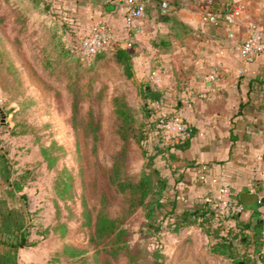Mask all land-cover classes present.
<instances>
[{"label": "crops", "instance_id": "obj_1", "mask_svg": "<svg viewBox=\"0 0 264 264\" xmlns=\"http://www.w3.org/2000/svg\"><path fill=\"white\" fill-rule=\"evenodd\" d=\"M163 1L147 3L143 31L129 37L119 0H55L80 34L100 19L111 20L123 46L132 40L128 49L134 80L165 93L167 105L153 103L155 108L160 114H180L192 127V138L171 161L181 181L176 189L169 188L168 195L177 197L178 209L199 201L217 203L220 188L228 185L232 199L247 210L240 216L242 222H264V53L242 63L237 50L249 23L264 24V0H167L166 16L160 13ZM228 4L240 5L246 12L235 38L229 37L223 19L202 21L204 9L221 13ZM10 9L0 0V15L14 19ZM2 146L0 139V241H7L0 242V264H16L28 247L8 243L15 241L14 231L23 232L19 226L27 212L28 187L21 192L11 187L1 169L6 164ZM208 224L217 228L220 222L214 218ZM211 237L215 243L217 238Z\"/></svg>", "mask_w": 264, "mask_h": 264}, {"label": "rangeland", "instance_id": "obj_2", "mask_svg": "<svg viewBox=\"0 0 264 264\" xmlns=\"http://www.w3.org/2000/svg\"><path fill=\"white\" fill-rule=\"evenodd\" d=\"M19 28L15 18L4 17L0 21V36L16 68V71L10 68L9 72L6 67L0 70L1 149L18 171L30 172L27 190L29 238L36 242L27 248L23 260L16 261V264H53L56 252H61L67 243L87 248L92 254L95 250L90 242L95 232L96 215L102 207L113 217L124 218L132 245L139 244L142 250L157 247L172 264H234L232 259L212 251L214 242L211 236L214 237L216 230L213 226H209L211 236L198 227L174 232L168 218L158 221L161 230L152 235L143 210L130 213L125 196L115 191L110 173L123 142L116 133L112 106L114 94L124 93L138 120L146 118L140 85L122 74L111 53L97 60L94 68L82 76L84 87L80 95L84 97L79 102L80 119L75 125L71 85L80 68L74 70L65 63L58 68L43 65L35 29L29 27L25 32H19ZM92 77L93 81L90 80ZM104 86L103 98L94 99L96 91ZM91 107L101 119L97 138L86 135V123L81 120ZM52 142L56 143L52 153L58 159L55 167L50 169L41 150ZM126 162L129 173H140L148 162L142 148L134 141ZM63 168H68L74 176L75 196L67 202L58 201L56 207L54 183L58 171ZM86 204L92 213V225L84 223ZM58 223H67L64 236L53 232ZM101 255L105 256L104 253ZM146 259L149 260L148 256L140 264H148L144 261ZM60 260L63 264L67 262L64 257ZM87 262L93 263L94 260L88 259ZM125 262L126 257L121 256L111 264Z\"/></svg>", "mask_w": 264, "mask_h": 264}, {"label": "trees", "instance_id": "obj_3", "mask_svg": "<svg viewBox=\"0 0 264 264\" xmlns=\"http://www.w3.org/2000/svg\"><path fill=\"white\" fill-rule=\"evenodd\" d=\"M10 6V14L14 16L15 22L20 24L19 32H25L29 27L35 29L38 36V45L41 47L40 59L43 65L50 68H58L62 63L76 71L71 88L74 91L73 122L79 123V102L84 95L80 91L84 87L82 76L86 75L96 65L97 60L111 53L113 60L122 74L129 80L134 79L135 70L133 55L130 50L123 46L120 41H112L106 49L91 56L83 55L81 52L82 34L76 28V24L70 21L64 13L60 12L55 0H5ZM9 14L0 15V21ZM166 16V15H165ZM2 67L9 72L10 68L16 71L14 60L0 36V70ZM81 70V71H80ZM94 80V77L90 79ZM143 92V111L146 120L139 121L131 103L124 93H115L112 98L113 113L116 118V133L123 142L122 150L113 162L110 180L117 193L124 195L128 203L130 213L142 209L147 220V226L152 235L161 230L158 221L168 219L172 221L174 232L183 228L198 227L208 235L211 234L209 222L217 218L220 225L214 231L217 241L212 245V251L226 256L234 264H264V252L261 235L264 230V222L261 219H250L242 222L238 214L224 215L218 209L217 203L199 201L192 207L178 209L177 197L167 194L169 188L179 185L181 179L173 168L171 161L176 160L175 151L187 146L190 139L166 144L157 130L159 119L163 115L155 108L153 103L166 106V95L163 91L155 90L144 83L139 84ZM90 88L92 87L88 84ZM104 88L96 91L94 99L101 100ZM2 111L0 110V126L2 124ZM85 121L84 132L93 138L98 137L101 128L100 116L93 107L89 108L87 114L81 118ZM136 142L143 150L148 162L140 173H129L126 168V156L129 153L131 142ZM56 146L52 142L48 147L42 148V156L47 161L48 167L54 168L58 156L52 151ZM5 166L4 171L7 180L15 192H21L29 185V171H18L13 169L7 154H3ZM170 171V174L168 171ZM57 194L55 206L58 201L67 202L75 196L74 176L68 168L58 171L54 183ZM26 197V195H23ZM83 215L86 225H92V213L89 207L84 205ZM19 229L23 232H13L15 241L8 243L16 247H31L36 242L31 241L29 236L31 225H29L28 211L23 214ZM262 221V222H260ZM234 222V223H233ZM67 223H58L53 232H60L63 236L67 233ZM51 230V229H50ZM130 230L125 226L122 217H113L102 207L96 215L95 232L91 238L92 249L90 254L87 248L72 244H64L61 252H56L53 264L61 263V257L67 259L64 264H111L121 256L126 257L125 264H140L142 259L148 264H172L165 253L154 247L153 250H142L140 245H132ZM2 244L7 241L1 240ZM154 245V242H152ZM253 249V251H251ZM104 253L103 257L101 254ZM93 259V263H88Z\"/></svg>", "mask_w": 264, "mask_h": 264}, {"label": "built area", "instance_id": "obj_4", "mask_svg": "<svg viewBox=\"0 0 264 264\" xmlns=\"http://www.w3.org/2000/svg\"><path fill=\"white\" fill-rule=\"evenodd\" d=\"M125 9V22L129 37L143 31V17L145 8L150 0H119ZM170 6L167 0L160 4V13L165 16L169 13ZM246 17L243 7L237 4H228L223 12L210 8L202 12V21L204 23H218L223 19L229 30V37L235 38L236 28L239 21ZM116 39L114 25L107 18L100 19L91 28L82 33L81 52L83 55L91 56L102 50ZM132 40H128L127 48L132 46ZM238 57L242 63L252 61L256 55L264 53V24L249 23L247 36L237 43ZM244 72L240 70V74ZM156 74L153 72V75ZM159 135L166 144L172 142L185 141L192 138V127L187 123L180 114L171 113L160 117L157 124ZM202 179L205 174L202 173ZM217 206L224 215L246 214L247 210L244 205L235 202L231 197V190L228 185L220 188V197ZM261 242L264 252V230L261 235Z\"/></svg>", "mask_w": 264, "mask_h": 264}, {"label": "water", "instance_id": "obj_5", "mask_svg": "<svg viewBox=\"0 0 264 264\" xmlns=\"http://www.w3.org/2000/svg\"><path fill=\"white\" fill-rule=\"evenodd\" d=\"M260 222H262V221H260Z\"/></svg>", "mask_w": 264, "mask_h": 264}]
</instances>
